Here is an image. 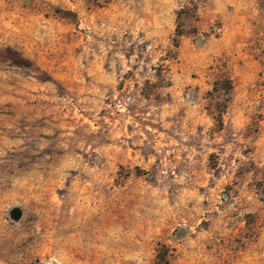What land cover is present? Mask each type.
Wrapping results in <instances>:
<instances>
[{
	"label": "rangeland",
	"instance_id": "374dc122",
	"mask_svg": "<svg viewBox=\"0 0 264 264\" xmlns=\"http://www.w3.org/2000/svg\"><path fill=\"white\" fill-rule=\"evenodd\" d=\"M0 264H264V0H0Z\"/></svg>",
	"mask_w": 264,
	"mask_h": 264
},
{
	"label": "water",
	"instance_id": "95a60500",
	"mask_svg": "<svg viewBox=\"0 0 264 264\" xmlns=\"http://www.w3.org/2000/svg\"><path fill=\"white\" fill-rule=\"evenodd\" d=\"M11 217L13 218V219H19L20 218V216H21V211H20V209L19 208H17V207H15V208H13L12 210H11Z\"/></svg>",
	"mask_w": 264,
	"mask_h": 264
},
{
	"label": "trees",
	"instance_id": "16d2710c",
	"mask_svg": "<svg viewBox=\"0 0 264 264\" xmlns=\"http://www.w3.org/2000/svg\"><path fill=\"white\" fill-rule=\"evenodd\" d=\"M178 35H181V33H177ZM176 44H177V41H176Z\"/></svg>",
	"mask_w": 264,
	"mask_h": 264
}]
</instances>
